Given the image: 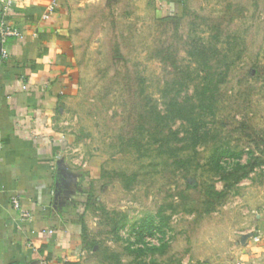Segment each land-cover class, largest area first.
<instances>
[{"label": "rangeland", "instance_id": "374dc122", "mask_svg": "<svg viewBox=\"0 0 264 264\" xmlns=\"http://www.w3.org/2000/svg\"><path fill=\"white\" fill-rule=\"evenodd\" d=\"M171 9L183 14L177 27L160 19L170 11L155 0H99L78 9L81 14L73 19L77 89L67 105L66 128L95 167L88 187L98 201L83 215L96 240L91 249L82 246L83 264L230 263L237 230L253 227L255 215L264 213V165L214 211L199 212L203 189L223 187L208 162L215 144L228 142L264 159V0H184ZM188 35L215 45L220 66L228 70L218 88L215 115H208L202 127L209 137L195 153H181L194 158L185 170L171 160L162 164L157 145L146 144L153 139L136 134L128 117L133 104L163 110L162 90L171 76L158 56L164 45L174 43L180 49L179 65L199 80L198 68L181 49L180 39ZM193 87L189 84V94ZM176 128H181L179 121L172 124ZM134 134L143 156L129 140ZM247 156L243 153L241 161ZM221 163L231 168V160ZM102 169L136 171V182L126 190L115 178H101ZM159 209L170 215L164 233L145 234L146 242L138 241L139 223L147 216L158 221ZM119 218L124 226L115 233L111 228ZM162 244V250L153 248ZM138 247L146 252L139 254Z\"/></svg>", "mask_w": 264, "mask_h": 264}, {"label": "crops", "instance_id": "0c3cea01", "mask_svg": "<svg viewBox=\"0 0 264 264\" xmlns=\"http://www.w3.org/2000/svg\"><path fill=\"white\" fill-rule=\"evenodd\" d=\"M98 1L13 0L5 16L20 36L7 40L8 57H0V264H83L79 215L95 167L66 118L77 89L73 19ZM155 1L169 11L180 3ZM13 196L31 222L19 219ZM255 218L237 230L226 264H264V213Z\"/></svg>", "mask_w": 264, "mask_h": 264}, {"label": "trees", "instance_id": "16d2710c", "mask_svg": "<svg viewBox=\"0 0 264 264\" xmlns=\"http://www.w3.org/2000/svg\"><path fill=\"white\" fill-rule=\"evenodd\" d=\"M183 1L179 0L180 3H183ZM182 18L183 14L172 13V11L160 16L161 20L175 22L176 27ZM180 40L182 42L181 49L198 68L196 75L197 78L199 77V80L191 77L190 71L188 69L184 70L179 65L178 56L180 49L172 42L164 45L158 51V56L166 66L171 68L170 79L166 81L162 90V95L165 99L164 108L163 110H158L156 106L149 107L146 103L143 105L133 104V108L131 109L132 115H129L128 118L136 134L142 137L147 134L148 140L153 139V142L146 144L154 143L157 145L155 150L157 155L161 156L162 164L166 165L171 160L176 165V168L188 170V165L194 158L190 156L182 158L181 153L186 152L188 149L195 153L197 145L205 142L209 137V132L203 131L202 127L206 125V117L208 115H215L214 108L217 102L218 88L227 76L228 66L224 69L220 66L222 59L215 45L206 43L197 36L188 35ZM194 80L196 81L194 82ZM191 83H193L194 87L193 92L189 94L187 90ZM183 92L184 94H182ZM177 121L180 122L182 129H172V124ZM129 140L132 141V145L136 146L139 153L138 156H143L142 144L138 137L134 134ZM147 150L145 149V151ZM245 152L248 156L242 162L241 156ZM222 158L231 160L232 165L230 169H226L222 165ZM208 162L215 170V173L219 175V179L223 182V187L217 190L214 185H208V187L203 189V196L201 198L203 209L199 212L204 214L214 211L226 199L229 193L237 188L243 179L249 178L251 172L257 167L264 165V159L261 156L254 155L252 151L235 150L228 142L215 144ZM198 165L199 163L196 160V166ZM100 177L115 178L122 183L124 189L129 190L136 182L137 173L136 171L128 173L123 170L106 172L102 169ZM97 202V199L93 195L92 187H89L86 191L85 209L79 215L82 246L88 249L93 248L96 240L89 236L83 215L89 207L95 205ZM163 212L162 209L156 212L158 221L155 220L154 216H147L141 220L137 230L138 241L146 242L144 240L145 234L153 235L154 232L164 233V228L168 225L170 215H166ZM122 218L114 220L111 231L117 233L124 226ZM153 248H160L162 250L165 248V245L162 244ZM135 250L139 254L146 252L145 247H138ZM116 263H119V261L116 260Z\"/></svg>", "mask_w": 264, "mask_h": 264}, {"label": "built area", "instance_id": "2783aa9c", "mask_svg": "<svg viewBox=\"0 0 264 264\" xmlns=\"http://www.w3.org/2000/svg\"><path fill=\"white\" fill-rule=\"evenodd\" d=\"M13 0H0V43L2 44L0 57L2 60H5L8 57V50L6 48L7 40L11 37H19L20 31L16 28L10 25L6 21V14L9 12L11 6H12ZM52 10V8H49V12ZM49 14L44 15V18H47ZM10 203L12 205V208L16 211H18V217L22 221L31 222L34 218L33 214L23 208L21 206L20 200L17 196L11 197ZM44 232L47 231L48 233H52V230H43ZM43 263V262H42Z\"/></svg>", "mask_w": 264, "mask_h": 264}, {"label": "water", "instance_id": "95a60500", "mask_svg": "<svg viewBox=\"0 0 264 264\" xmlns=\"http://www.w3.org/2000/svg\"><path fill=\"white\" fill-rule=\"evenodd\" d=\"M253 233H250L249 235H243V240L246 239L249 236H252Z\"/></svg>", "mask_w": 264, "mask_h": 264}]
</instances>
